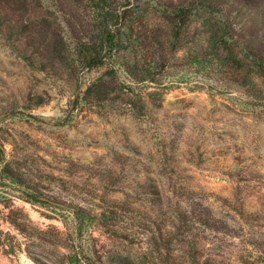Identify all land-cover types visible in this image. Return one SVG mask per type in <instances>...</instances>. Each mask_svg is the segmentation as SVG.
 Here are the masks:
<instances>
[{"label":"rangeland","instance_id":"rangeland-1","mask_svg":"<svg viewBox=\"0 0 264 264\" xmlns=\"http://www.w3.org/2000/svg\"><path fill=\"white\" fill-rule=\"evenodd\" d=\"M174 3L131 0L141 23L122 26L115 70L0 31V264H76L81 248L97 264H264V81L230 80L211 50L192 62L222 15L186 23ZM81 12L58 15L78 30ZM248 19L264 45V5ZM104 80L108 98L81 96Z\"/></svg>","mask_w":264,"mask_h":264},{"label":"trees","instance_id":"trees-1","mask_svg":"<svg viewBox=\"0 0 264 264\" xmlns=\"http://www.w3.org/2000/svg\"><path fill=\"white\" fill-rule=\"evenodd\" d=\"M130 4L131 0H0V31L7 30L10 36L30 39L37 44L41 54L44 48L52 47L50 50L58 59L69 60L73 55L76 69L84 71L106 67L115 70L117 54L124 41L122 26L127 24L132 33L141 23V19L134 17L135 10L129 7ZM262 5L264 0H177L175 7L178 15L186 23H190L201 9L205 14L212 9L220 11L222 15L218 19L208 16V46L191 61L204 63V54L211 50L212 55H216L213 64L221 68V72L232 73L230 80L241 86L256 84L258 80L263 82L264 45L245 39L251 10ZM87 10L91 11V22L82 21V28L78 30L71 27L73 24L68 19L59 18L64 14L80 22L82 16L78 12L84 11V16H87ZM171 18L176 19L174 16ZM66 24L75 40L73 48L67 41ZM172 36L176 37L178 33ZM136 39L132 38L131 42ZM246 69H249L247 75L243 74ZM158 80L153 76L155 84L161 83ZM113 88L108 80L94 81L80 93L83 98L92 95L97 99H106ZM247 101L253 103L250 99ZM5 152V144L0 141V168L3 172L7 171V165H3ZM74 254L77 256L73 260L76 264H84L83 258L87 259L88 264H97V258L91 253H84L82 248ZM132 261L131 264H134Z\"/></svg>","mask_w":264,"mask_h":264}]
</instances>
